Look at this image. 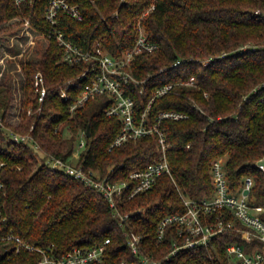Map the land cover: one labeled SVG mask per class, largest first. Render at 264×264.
I'll use <instances>...</instances> for the list:
<instances>
[{"label":"trees","instance_id":"trees-1","mask_svg":"<svg viewBox=\"0 0 264 264\" xmlns=\"http://www.w3.org/2000/svg\"><path fill=\"white\" fill-rule=\"evenodd\" d=\"M50 1L23 0L18 5L16 0H0V37L27 20L47 36ZM69 1L79 5L84 17L77 20L60 12L58 27L82 49L100 42L112 54L121 55L134 47L140 25L157 45L154 51L139 54L133 63L136 77L145 80L143 92L140 88L131 91L138 115L154 90L166 84L174 87L156 98L150 116L166 109L189 114L187 119L162 124L173 145L169 151L173 176L164 174L150 189L119 203L122 213H133L129 226L144 236V252L158 259L171 250L175 228L158 242L159 222L166 215L186 210L181 191L194 198L214 192L211 166L220 157L225 158L234 189L246 177L253 179L250 201L262 208L264 219V170L256 164L264 158V0ZM17 17L20 19L13 20ZM48 40L39 59L22 64V118L13 128L8 127L32 133L42 151L30 143L13 141L8 129L0 128V236L13 233L56 257L76 246H95L110 238V255L99 264L138 262L140 257L126 245L121 218L102 192L52 167L47 157L52 154L72 160L78 137L85 133L86 145L77 165L115 180L127 179L157 157L155 136L145 135L109 150L123 126L119 118L106 114L110 97L91 98L72 113L70 106L84 81L79 79L69 89V99L61 96V90L66 80L78 78L85 64L64 61V47L55 38ZM39 72L48 87L43 103L34 88ZM191 77L196 78L195 84H186ZM12 101V85L1 83L0 117L8 115ZM232 241L241 242L242 233L225 231L214 239L216 250H186L167 264H201L211 255L214 264L227 263L226 246ZM16 247L14 240H0V264H37L43 257L38 249L17 251Z\"/></svg>","mask_w":264,"mask_h":264},{"label":"built area","instance_id":"built-area-1","mask_svg":"<svg viewBox=\"0 0 264 264\" xmlns=\"http://www.w3.org/2000/svg\"><path fill=\"white\" fill-rule=\"evenodd\" d=\"M16 2L20 5L23 0H16ZM154 7L153 4L144 12V15ZM60 12H65L77 20H82L84 15L79 5L73 4L69 0H51L46 8V18L51 26L47 36H43L46 39L55 38L64 47V61L70 64H85V69L78 78L66 80L61 90V96L69 99L71 97L69 89L79 79L84 81V87L71 104L70 111L73 113L76 109L84 107L91 98L105 94L111 99V103L106 109L107 116L117 117L123 124L121 132L112 141L109 150L121 146L127 141H136L145 135H154L156 139L157 157L145 168L132 171L127 179L115 180L108 175L102 176L98 170L86 171L77 165L76 159L79 158L81 149L86 145L85 133L81 135L79 147L74 152L72 160H65L52 154L47 157V162L52 167L84 181L89 187L99 189L115 209V214L121 218V224L126 229V245L140 257L138 262L123 261L120 264H167L186 250L199 248H214L216 250L214 239L228 230L240 231L242 241H232L227 244V263L221 264H236V262L239 264H264V219L260 215L262 208L253 205L250 201L253 179L246 177L242 186L234 189L227 175L224 157L212 162L211 177L214 192L194 198L181 191L186 210L182 213L166 215L159 222L156 232L158 242H162L169 230L175 228L176 234L171 250L164 257L158 259L151 253L144 252V236L129 226L133 213H122L119 210V203L150 189L162 175L173 176L169 160V151L173 145L168 140L162 124L166 120L187 119L189 114L182 110L166 109L159 111L153 118L150 116L149 111L156 98L167 94L174 87V84H166L154 90L145 110L138 115L136 101L131 91L140 88V91L143 92L145 80L136 77L133 63L142 52L154 51L157 48V45L148 39L141 25L134 47L116 56L100 42L91 49L84 50L67 40L58 27ZM24 25L40 33L28 20ZM179 62L177 61L175 64ZM195 80V77H191L186 84L192 85ZM34 88L39 102L43 103L48 93L43 73L36 74ZM31 112L32 108H29V113ZM0 128L8 129L9 136L13 141L30 143L36 149H42L32 133L11 130L4 123L3 118H0ZM259 161L256 163L257 166L264 170V165ZM2 187L3 183L0 179V194ZM246 189L249 190V193H245ZM142 210L139 209L138 212ZM1 239L16 241L17 251L23 247L42 251L43 257L37 264H99L110 255V238L95 246H76L61 257H56L47 249L37 248L13 233L7 237L0 236ZM216 253V258L221 259L218 252ZM210 257V260L206 259L201 264H214L215 257L213 255Z\"/></svg>","mask_w":264,"mask_h":264},{"label":"rangeland","instance_id":"rangeland-1","mask_svg":"<svg viewBox=\"0 0 264 264\" xmlns=\"http://www.w3.org/2000/svg\"><path fill=\"white\" fill-rule=\"evenodd\" d=\"M16 19H20V17L13 20ZM48 42L49 40L41 33L35 32L33 28H28L25 25L8 30L0 37V84L7 82L12 85L13 89V105L8 115L3 118L4 123L10 128L17 125L22 118L23 90L20 86L25 77L22 64L28 60L39 59L42 48ZM80 138L79 135L78 140Z\"/></svg>","mask_w":264,"mask_h":264},{"label":"water","instance_id":"water-1","mask_svg":"<svg viewBox=\"0 0 264 264\" xmlns=\"http://www.w3.org/2000/svg\"><path fill=\"white\" fill-rule=\"evenodd\" d=\"M87 136H91V132H90V129L88 128V130H87ZM261 164H263L264 165V159L263 160H261V161H259ZM245 193H249V190L248 189H246L245 190Z\"/></svg>","mask_w":264,"mask_h":264}]
</instances>
